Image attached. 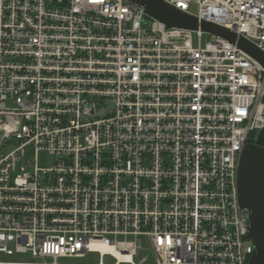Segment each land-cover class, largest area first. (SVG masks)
Wrapping results in <instances>:
<instances>
[{
  "label": "built area",
  "instance_id": "1",
  "mask_svg": "<svg viewBox=\"0 0 264 264\" xmlns=\"http://www.w3.org/2000/svg\"><path fill=\"white\" fill-rule=\"evenodd\" d=\"M165 1L264 50V0ZM145 20L135 0H0V264H141L143 237L157 264H250L238 167L264 67Z\"/></svg>",
  "mask_w": 264,
  "mask_h": 264
},
{
  "label": "water",
  "instance_id": "2",
  "mask_svg": "<svg viewBox=\"0 0 264 264\" xmlns=\"http://www.w3.org/2000/svg\"><path fill=\"white\" fill-rule=\"evenodd\" d=\"M135 1L144 8L145 22L155 18L165 23L167 28H201L203 31L217 34L236 44L264 67V50L234 30L205 20L200 22L196 16L165 0ZM238 174L240 203L249 211V237L255 245L250 264H264V128L252 133L241 154Z\"/></svg>",
  "mask_w": 264,
  "mask_h": 264
},
{
  "label": "rangeland",
  "instance_id": "3",
  "mask_svg": "<svg viewBox=\"0 0 264 264\" xmlns=\"http://www.w3.org/2000/svg\"><path fill=\"white\" fill-rule=\"evenodd\" d=\"M191 10L193 12H197L196 6H191ZM144 27H147V25H144ZM210 39L209 34H204L202 38V43L205 44ZM194 45L198 42V37L196 34L193 36ZM26 155L27 158L31 159L33 162H35V158L37 157L38 164L42 167H49L51 166L55 158L50 155L47 151L41 150L37 153L34 149V147L29 146L26 149ZM143 249L140 250L138 256L135 257L134 261L137 263H140L141 260L145 257H147L141 264H157L156 259L154 257L153 252L150 250V242L147 237H143ZM0 259L5 260L9 259L8 257H2L0 256ZM18 260H24V261H36L37 259L31 258L30 256H26L23 258H16ZM61 262L64 263H72V264H96L100 262V256L99 253L94 252L90 253L87 256L77 258V257H71V258H62L60 259ZM104 264H114L116 262V259L112 257L111 255H105L103 259ZM120 264H130V263H120Z\"/></svg>",
  "mask_w": 264,
  "mask_h": 264
},
{
  "label": "bare ground",
  "instance_id": "4",
  "mask_svg": "<svg viewBox=\"0 0 264 264\" xmlns=\"http://www.w3.org/2000/svg\"><path fill=\"white\" fill-rule=\"evenodd\" d=\"M103 250H110L111 251V249L110 248H108V247H105ZM116 254L121 258V259H126V258H131L130 256H124L123 254H119L118 252H116Z\"/></svg>",
  "mask_w": 264,
  "mask_h": 264
},
{
  "label": "crops",
  "instance_id": "5",
  "mask_svg": "<svg viewBox=\"0 0 264 264\" xmlns=\"http://www.w3.org/2000/svg\"><path fill=\"white\" fill-rule=\"evenodd\" d=\"M65 258V257H64ZM62 259V258H61Z\"/></svg>",
  "mask_w": 264,
  "mask_h": 264
}]
</instances>
